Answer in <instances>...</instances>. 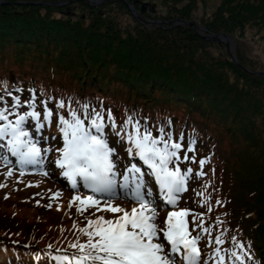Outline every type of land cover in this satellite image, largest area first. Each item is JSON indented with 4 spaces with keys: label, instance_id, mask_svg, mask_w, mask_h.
<instances>
[{
    "label": "trees",
    "instance_id": "obj_1",
    "mask_svg": "<svg viewBox=\"0 0 264 264\" xmlns=\"http://www.w3.org/2000/svg\"><path fill=\"white\" fill-rule=\"evenodd\" d=\"M56 1L47 0L39 6L26 7V11L0 10V49L5 50L7 45L16 46L14 62H0V95L11 101L6 91L14 94L18 93L15 89L20 88L23 90V101L30 97V90H34L37 101L47 99L57 106L63 100L66 115L69 105L78 114H83V106L87 105L89 116L93 109L102 111L104 115L110 110L115 121L121 125L132 116L142 125L150 124L153 131H157L162 125L177 135L183 134L185 138L196 139L202 146L203 153L212 154L208 175L202 180V189L198 190L211 196L209 205H205L204 209L208 211L211 206L209 216L212 219H222L229 228V235L246 248L250 247L258 264H264V150H257L259 139L254 137L249 121L238 127L246 146L241 150L240 147L244 144L235 143L228 131L232 130L229 129L231 127L222 131L220 124L201 106L204 101L209 102L222 123L224 118L230 119L229 116L232 115L233 121H242L244 108L228 97L232 92L227 89H235L240 102L253 104L260 113L261 106L254 102L252 91L239 92L229 81L232 76L242 80L243 72L247 81L257 86L264 84V74L247 72L231 58V61L226 58L216 62H211L210 57L207 60L199 59L197 52L189 44H182L183 38L179 34L159 45L155 38H131L128 41L119 35L91 30L74 21L76 13H69L68 10L71 0H65L66 4L63 6H60L61 2L56 4ZM137 1L140 8L145 3L144 0H136L134 4ZM239 1L236 6L238 11L230 20H226L227 28L214 27L209 33L231 36L237 23L250 22L254 16L259 17V13L264 12V0ZM11 6L14 5L0 4V8ZM44 9L58 13L57 9L63 15L62 19L48 20L41 14ZM221 17L225 19L224 14ZM183 21L185 20H174L175 23ZM33 34L42 41L39 44L44 45L48 41L49 50H44L42 45L37 48L43 55L49 56L52 46L54 53L60 50V57L74 54L75 59L84 51L82 61L80 60L82 72L60 70L56 65L60 64L59 56L53 59L56 63L49 62L42 68L33 64L35 62L25 64L26 54L36 51L26 50L24 47L29 42H35L30 38ZM198 39L202 42L205 40L202 37ZM201 59L206 60L205 63H201ZM109 61L116 66L115 71H108ZM67 73L71 78L65 76ZM114 84L121 88L111 89ZM156 93H160L162 97L157 98ZM173 107H179L181 113L177 115L175 112L180 110ZM254 126L252 121V127ZM225 136L229 139L228 145L225 144ZM205 185L210 187L205 188ZM201 201L202 198L198 202L201 204ZM217 201L220 203L217 204ZM5 203L11 205L10 202ZM23 206L21 204L17 207L22 209ZM39 214L44 212L38 209L37 215ZM57 223L58 216L47 220L37 216L29 218L21 216L17 211H4L0 206V262L30 263L34 258H41L46 262L45 246L53 241L63 245L58 249L65 251L66 248V252L70 253L71 248L65 245L64 232L57 227ZM67 231L68 229L65 230L66 233ZM25 244H29V247H25ZM248 263L253 264L252 261Z\"/></svg>",
    "mask_w": 264,
    "mask_h": 264
},
{
    "label": "snow or ice",
    "instance_id": "obj_2",
    "mask_svg": "<svg viewBox=\"0 0 264 264\" xmlns=\"http://www.w3.org/2000/svg\"><path fill=\"white\" fill-rule=\"evenodd\" d=\"M4 86L6 90V82ZM15 91L23 93L20 88ZM30 92V97L22 101L20 95L14 96L6 91L12 99L11 104L0 95V164L8 169L4 173L6 178L12 177L16 171L21 177L30 172L45 177L49 175L45 164L52 149H42L39 136L45 126L51 125L53 110L48 107L49 101L41 100L43 110L39 111L36 93L34 90ZM57 107L65 108V102L59 101ZM21 108L26 111L21 112ZM30 123L34 132L29 128ZM57 125L63 147L56 150L59 155L53 163L75 193L69 209L79 201L78 215L89 208L121 215L106 219L92 213L96 218H87L85 227L78 229L87 237L85 243H80L79 239L70 243L69 248L74 250L71 253L57 249L58 254H52V245L48 246V258L53 264H248L249 261L258 264L250 247L246 248L235 238L231 240V248L224 247V232L214 240L211 238L214 228L223 223L219 218L205 227L204 214L189 209L177 210L182 194L193 179L191 168L181 169L180 153H185L183 162L189 161L187 153L196 150L194 140H189L185 148L183 134L175 139L171 130L166 132L160 127L158 135H153L151 129L142 126L132 116L126 119L120 131H116L115 118L110 110L105 120L104 113L95 109L89 116L87 105L83 106V117L70 105L67 117L57 113ZM109 126L127 145L125 151L130 162L122 172L118 168L120 157L116 147L110 146L105 133ZM191 162H196L195 156ZM206 163V159L199 161L201 171L196 173L197 177H203L202 169ZM146 176L151 179L146 180ZM153 184L157 189L155 194ZM0 187H7V184H0ZM207 187L210 185H205ZM81 189L88 194L81 197ZM61 196L60 191L53 193L45 207L50 209ZM197 196L202 198L201 207L209 205L210 195L198 192ZM116 200H128L134 206L126 210L115 205ZM157 200L171 209L163 227L157 223L161 209ZM211 211L209 206L208 212ZM189 216L192 217L191 230ZM73 227L76 228L75 223ZM193 232L197 234L193 235ZM205 237H208L207 247L211 248L213 244L216 247L202 257L200 243Z\"/></svg>",
    "mask_w": 264,
    "mask_h": 264
},
{
    "label": "rangeland",
    "instance_id": "obj_3",
    "mask_svg": "<svg viewBox=\"0 0 264 264\" xmlns=\"http://www.w3.org/2000/svg\"><path fill=\"white\" fill-rule=\"evenodd\" d=\"M45 1L47 0H0V2H5L6 5L7 3L14 5L11 7H2L0 10L7 12L26 11V7L31 8L39 6V4H42ZM72 1L73 0L70 2L72 3L71 7L68 8V10L69 13H76L74 21L80 22L82 26L91 28V30H99L103 34L110 33L113 36L119 35L121 38H127L126 40L128 41L131 38H141L144 40H147L149 37L155 38L157 39L159 45L163 44L166 39L169 41V39L175 36V34H179L183 38L182 44L187 46L189 44L193 48L192 50L197 52L199 59L204 58L207 60L210 57L212 58L211 62H216L218 60H225L227 58L231 61L232 56H234L236 59L234 62L240 64V66L243 69H246L247 72H253L254 75L264 74V12L259 13V17L254 16L250 22L244 21L243 23H237L231 36L226 34L217 35L210 32L218 37L221 35L230 37L227 42L223 41L218 43L214 41L211 42L209 40H204L202 42L198 39V37L203 38L206 36L208 34L207 32H209L210 29L214 27L226 29L228 25L226 20H230L231 16L233 17V14L238 11L236 6L240 2L239 0H144L145 3L150 4V7H148L145 14L141 15L139 14V3L135 2L136 4H134V1L136 0H100L94 1L93 3L91 2V4L88 1ZM256 1L259 2L258 0ZM256 1H254V3H257ZM55 3H60L62 6L66 4L65 0H57ZM153 5L156 7L155 13L151 11V6ZM130 7L132 9H130ZM132 10L138 13V16L141 18V22L137 20ZM56 11L58 13H54L52 11L48 12L44 9L42 10L41 14L43 17L48 18V20L62 19L63 15L60 14L61 12H59L57 9ZM222 14L225 15V19L221 17ZM177 19H183L190 25L176 27L174 26V24H176L174 20ZM171 22H173V24ZM30 38L31 41L35 42H29V44L24 47L26 50L32 49L33 51H36L32 54H26L27 62H25V64L31 65L33 62H35L33 64L40 66L39 68H42L46 67L49 62H54L53 59H55L56 56H59L60 50H57V53H54V46L51 47L52 53L49 56L43 55L40 50L37 49L39 45H42L39 44L42 41H40V39L35 34L30 36ZM44 43L45 44L41 47L44 50H49L50 48L48 41ZM5 47V50L0 49V62H14L16 46L13 47L7 45ZM83 54L84 51H82L80 57L75 59L74 54L71 56L66 55L65 57L59 56L61 60H56L60 61V64L56 62L54 63H56L60 70L72 73H81L82 68L80 63L82 61L81 57ZM206 60L201 59L200 62L205 63ZM108 65L110 66L108 71L116 70V66L113 65L111 61H109ZM1 66L2 65L0 63V67ZM87 68L88 66L85 69ZM226 71H228V69H226ZM229 72L234 74L231 71ZM241 75L243 77L242 80L239 77L236 78L232 76L229 82L233 83V85H235L234 87H236L239 92L252 91L255 96L254 102H258L261 106L260 113L255 110L253 104L248 103L247 101L244 103L240 102L235 89H227L228 91L232 92L228 97L233 101V103L236 105H242L244 108L245 111L242 113V121L240 119H238L237 122L233 121L232 115L229 116L230 119H227L228 122L224 118L222 123L219 116H217L216 112L213 110V106L209 102L204 101L201 103V106H203L208 115H212V118L220 124L219 128L222 131L225 132L224 129L228 130V128L231 127L229 129L232 130L228 131H230L232 134L235 143L237 145L244 144L243 147H240L241 150L243 148L245 149L246 146L245 142L242 140L244 136H241V134L238 132V127H242L243 123H247L249 121L254 137L259 139L257 150H264V84L257 85L260 87L257 89L256 85H252L247 81L243 72ZM65 76L70 77L68 73L65 74ZM116 87L121 88L117 84H114L111 86V89ZM218 91L221 92L220 90ZM245 95L249 97L248 93H245ZM155 96L157 98L162 97L160 93H156ZM173 108L180 110L175 112L177 115H179L182 111L179 107ZM245 113L247 114L245 115ZM255 113H257V115ZM247 116L248 118H245ZM252 121L255 125L254 128L252 127ZM224 139L225 144L228 145V137L225 136ZM111 141L113 140L111 139ZM121 152L123 153L122 150ZM262 177L264 179V174ZM193 186L194 183L191 182V190L183 200L184 205H186V202L191 198ZM30 192L31 191L24 193L23 196L31 197L29 194ZM19 195L20 194L13 195L12 198H16ZM12 201L15 202L16 199H12ZM18 203L20 202L18 201ZM14 204L15 203L9 205L0 199V206L4 211H17L21 216H26L29 218L37 215L38 211L33 207L26 208L23 206V208L20 209L19 207H15L16 204Z\"/></svg>",
    "mask_w": 264,
    "mask_h": 264
},
{
    "label": "water",
    "instance_id": "obj_4",
    "mask_svg": "<svg viewBox=\"0 0 264 264\" xmlns=\"http://www.w3.org/2000/svg\"><path fill=\"white\" fill-rule=\"evenodd\" d=\"M74 1H76V0H73L72 2H74ZM85 1H90L93 3L94 1H100V0H85ZM137 2L139 3V1H137ZM0 4L6 5L5 2H0ZM54 5H56V4H54ZM148 7H150L149 3H142L141 4V12L145 13L147 11ZM130 9H132V8L130 7ZM132 11H133L134 16L137 18V20L141 22V18L138 16V13H136L134 10H132ZM151 11L154 13L156 12L155 5L151 6ZM171 23L173 24V22H171ZM183 25H190V24L185 22V21L184 22H178V23L174 24V26H183ZM207 33L208 34L206 36H204L203 38H205L206 40H209V41L221 43L223 41L227 42L230 39V37H228L226 35H221L220 37H218L212 33H209V32H207ZM232 59L234 61H236L234 56H232Z\"/></svg>",
    "mask_w": 264,
    "mask_h": 264
},
{
    "label": "bare ground",
    "instance_id": "obj_5",
    "mask_svg": "<svg viewBox=\"0 0 264 264\" xmlns=\"http://www.w3.org/2000/svg\"><path fill=\"white\" fill-rule=\"evenodd\" d=\"M146 12H147V11H146ZM146 12H145V13H146ZM145 13H142V12H141V8H140L139 14L141 15V14H145ZM139 22H140V21H139ZM204 39H205V38H204ZM205 40H206V39H205ZM211 42H212V41H211ZM232 60H233V59H232ZM233 61H234V60H233Z\"/></svg>",
    "mask_w": 264,
    "mask_h": 264
},
{
    "label": "flooded vegetation",
    "instance_id": "obj_6",
    "mask_svg": "<svg viewBox=\"0 0 264 264\" xmlns=\"http://www.w3.org/2000/svg\"><path fill=\"white\" fill-rule=\"evenodd\" d=\"M61 5V4H60Z\"/></svg>",
    "mask_w": 264,
    "mask_h": 264
}]
</instances>
